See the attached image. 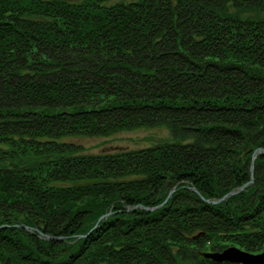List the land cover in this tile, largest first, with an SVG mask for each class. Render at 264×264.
Wrapping results in <instances>:
<instances>
[{"label":"trees","instance_id":"1","mask_svg":"<svg viewBox=\"0 0 264 264\" xmlns=\"http://www.w3.org/2000/svg\"><path fill=\"white\" fill-rule=\"evenodd\" d=\"M263 14L264 0H0V264L264 253ZM158 126L168 137L138 150L63 141Z\"/></svg>","mask_w":264,"mask_h":264},{"label":"rangeland","instance_id":"2","mask_svg":"<svg viewBox=\"0 0 264 264\" xmlns=\"http://www.w3.org/2000/svg\"><path fill=\"white\" fill-rule=\"evenodd\" d=\"M264 17V14H263ZM168 137V132L165 127H154L147 129H138L130 132L118 133L109 137H84V136H70L63 139L64 142L79 147L80 155H95L114 153L127 150H138L155 146ZM253 165V163H251ZM244 189V188H243ZM242 189V190H243ZM172 191L169 193L168 197ZM166 199V200H167ZM166 200L160 205L165 204ZM223 244V243H222ZM213 243L209 244L205 249L206 252H211ZM228 248H235L226 245ZM228 248L221 249L222 252ZM236 249V248H235ZM238 250V249H237ZM218 252V251H215ZM213 252V253H215Z\"/></svg>","mask_w":264,"mask_h":264},{"label":"water","instance_id":"3","mask_svg":"<svg viewBox=\"0 0 264 264\" xmlns=\"http://www.w3.org/2000/svg\"><path fill=\"white\" fill-rule=\"evenodd\" d=\"M260 153H264V149H258L256 151H254V153L252 155V159H251L252 163L254 162L255 157ZM250 171L252 172V164H251ZM250 184H252V179L249 181L248 184L241 187L238 191H241L245 186L250 185ZM237 192L231 191L225 197L228 198ZM45 239L48 240L50 238L46 237ZM205 256L207 258H210L213 261H216V262L226 261V262L239 263V264H264V253H261L258 255H249V254H247L245 252H241L235 248H228L222 252L208 253Z\"/></svg>","mask_w":264,"mask_h":264}]
</instances>
